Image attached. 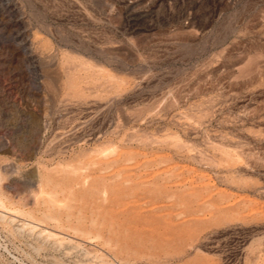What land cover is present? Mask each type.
I'll return each mask as SVG.
<instances>
[{
    "label": "rangeland",
    "instance_id": "rangeland-1",
    "mask_svg": "<svg viewBox=\"0 0 264 264\" xmlns=\"http://www.w3.org/2000/svg\"><path fill=\"white\" fill-rule=\"evenodd\" d=\"M0 264H264V0H0Z\"/></svg>",
    "mask_w": 264,
    "mask_h": 264
}]
</instances>
